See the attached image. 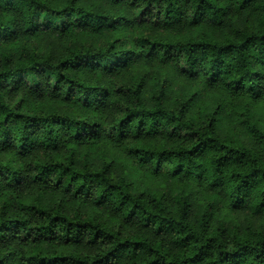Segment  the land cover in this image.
<instances>
[{
	"label": "trees",
	"instance_id": "16d2710c",
	"mask_svg": "<svg viewBox=\"0 0 264 264\" xmlns=\"http://www.w3.org/2000/svg\"><path fill=\"white\" fill-rule=\"evenodd\" d=\"M79 30L112 36L104 44L70 45L58 57L25 42ZM10 41L17 52L0 50V247L24 235L33 244L58 241L76 249L38 248L21 258L24 264H264L263 229L230 232L214 223L213 203L195 214L191 195L167 201L159 191L134 190L110 161L79 163L76 151L84 143L130 140L128 157L153 176L193 182L232 210L264 214V129L248 109L238 116L253 145L219 133L220 106L202 110L194 94L170 99L164 84L148 91L145 75L121 76L141 60L172 64L177 76L206 91L264 99V0H0V46ZM23 89L32 98L14 100ZM45 99L82 110L47 109ZM157 136L174 144L144 143ZM31 186L106 207L138 231L68 214L61 204L24 202L21 191ZM11 204L18 212H8ZM84 244L94 251H78ZM10 256L0 254V264H10Z\"/></svg>",
	"mask_w": 264,
	"mask_h": 264
},
{
	"label": "rangeland",
	"instance_id": "374dc122",
	"mask_svg": "<svg viewBox=\"0 0 264 264\" xmlns=\"http://www.w3.org/2000/svg\"><path fill=\"white\" fill-rule=\"evenodd\" d=\"M62 0H54L59 3ZM81 3L89 5L93 0H79ZM243 16H238L236 22H242ZM203 28V27H202ZM198 28L197 32L206 31L207 33L215 32L210 28ZM112 35L106 33L101 36L94 35L91 32L79 30L76 34L59 38L54 34H44L36 38H27L25 42L31 48L36 50L40 54L53 53L58 57L67 52V47L70 45H82L88 43L92 45L104 44ZM2 46V45H1ZM3 50L17 52L18 46L13 42H7L3 47ZM91 76L92 73H89ZM140 75H145L147 78L148 91L156 89L158 86L165 85L170 89L169 98L173 99L174 94L189 93L196 96V103L198 106L205 110L209 108L219 107V133L230 134L240 140H244L246 144L253 145L254 141L252 137L247 133L245 126L240 120L238 113L243 109H248L252 119L258 126L264 129V99L252 100L246 97H230L224 90L218 89L215 91H206L202 86L196 82H190L185 78L176 75L175 68L172 64L161 65L157 62H144L139 61L133 67L124 71L121 76H125L127 80H133ZM88 77V76H86ZM166 81V82H165ZM48 96V94H47ZM16 97V98H15ZM22 97H27L26 102L32 98V95L25 89L19 94L14 96V100H19ZM8 98H10L8 96ZM13 99V95L9 100ZM56 101L50 102L45 99L43 105L45 108L50 109L52 107L58 109L60 112L67 114H74L82 110L81 107H72L71 103H68L61 99H55ZM31 105H34L31 100ZM34 107V106H33ZM200 110V112L202 111ZM194 114L199 112L197 105L194 106ZM124 145L111 143L107 140H101L96 144L84 143L80 144L77 148V160L79 163L88 161L93 166L100 165L103 160L110 161L112 164L113 173L117 175H125L126 178L133 184V189L137 191H147L152 193L159 191L168 196L167 201L176 194L185 192L191 195L193 204V213L199 214L208 203L214 204V223L224 222L227 229L230 232L245 233L248 229L264 230V214L255 215L249 210H232L217 194L204 190L199 185L193 182L183 183L177 180L169 179L164 176H153L147 167L137 165L131 158L128 157L127 151ZM145 144H152L154 146L173 145V141L167 139L164 136H157L153 139L144 140ZM67 147H61L59 150L60 155L66 153ZM42 156L44 153L41 154ZM7 194L11 195L10 192ZM21 199L27 203H34L36 200H41L45 205L61 204L64 212L68 214L79 213L83 216H92L101 223L108 224L112 227L119 228L121 226L122 232H137L138 228L135 223L121 222L119 218L108 208L100 207L93 204L90 201L79 200L64 194L61 190L47 191L40 193L32 186L27 187L21 191ZM10 214L18 212L13 204L8 208ZM24 235H21L22 241L16 240L8 245L0 247V254L11 253L8 259L10 264H24L21 262L22 257H26L29 254L35 252L38 248H42L44 252H52L53 250H60L64 252H71L76 249L70 244H65L58 241H44L40 244H33V242H27ZM34 240V239H32ZM84 247L78 249L83 254H89L94 251L85 244Z\"/></svg>",
	"mask_w": 264,
	"mask_h": 264
}]
</instances>
